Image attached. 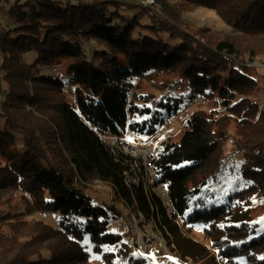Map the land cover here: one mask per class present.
<instances>
[{
    "label": "trees",
    "instance_id": "obj_1",
    "mask_svg": "<svg viewBox=\"0 0 264 264\" xmlns=\"http://www.w3.org/2000/svg\"><path fill=\"white\" fill-rule=\"evenodd\" d=\"M182 1L215 11L244 50L188 38L166 0H0L13 21L0 26V264H145L128 231L108 230L122 209L171 245L199 230L218 264H264V109L251 75L264 68V0ZM61 63L64 79L50 75ZM157 81L166 94L151 109L135 88ZM198 99L222 109L193 111L154 158L168 213L134 159L101 135L155 133ZM100 188L109 200L95 199ZM35 213L58 215L59 226L28 219Z\"/></svg>",
    "mask_w": 264,
    "mask_h": 264
},
{
    "label": "rangeland",
    "instance_id": "obj_2",
    "mask_svg": "<svg viewBox=\"0 0 264 264\" xmlns=\"http://www.w3.org/2000/svg\"><path fill=\"white\" fill-rule=\"evenodd\" d=\"M127 1L137 3L138 0ZM166 1L169 4L170 10V17L168 18H174V21H176V23L181 27L182 31L186 34L188 38L193 35L195 39L201 42H218L221 40H226L228 42H237L240 45L239 48L241 50H244V45H246L245 38L235 32H232V30L216 15L215 11L205 7H193L182 0ZM143 4L145 7H148L152 10H155L156 8L152 1H145L143 2ZM6 10L7 9L4 8L2 9V12H0V26L5 27L6 25L8 27H12L13 21H10V15L8 14V12L10 13L11 11L7 12L8 17H6ZM260 42H262V40L257 39L253 43L258 44ZM34 57L35 55L33 53L28 54L26 56L27 62H31ZM66 66L67 65L65 63H61L55 66L51 69L50 75L59 76L60 78L64 79ZM250 66L256 67L258 66V63L251 62ZM262 67L263 66L260 65V68L258 70H251V75L254 76L258 82L256 88L257 97L255 96L254 100L256 101L260 109H264V68ZM160 78L161 80H169L170 76L161 75ZM161 89L162 88L158 86V81L156 83L143 82L141 88H135V92H139L140 95H144L143 98L146 99V103H144L145 106L152 109L155 107L160 96L162 94H166L165 91H160ZM67 97L69 102L71 103L72 97L69 93L67 94ZM183 105L184 110L180 112L177 116L167 120L157 129L155 133L147 134V128L143 129V131L141 132L131 131L127 128L121 137H112V139L127 143L128 145L137 148H145L149 150L152 155H156L164 142H179L186 118L193 111L197 109H211L220 112V110L222 109L219 102L216 100L214 101L212 99H208L205 101L198 99L197 101H191L186 104L183 103ZM232 125H234V121H232ZM232 130L233 128H231V131ZM101 139L107 142L111 139V137L101 135ZM104 189L100 188L99 194L95 199H104L106 201L109 200V195L104 191ZM3 196L5 202L9 204L12 210L23 209L22 203L19 200V196L12 193L10 190L5 191ZM122 217L123 219H110L108 224V230L113 234L120 235L128 231L129 233L125 239L129 242L131 246H133L132 237L135 235L136 223L138 225L136 227L141 231H150L148 228L144 227V221H140L141 223H138L135 217L132 218V215L130 217V221L128 219L129 213L126 209H122ZM59 218L60 217L58 215L52 213H35L33 215V218L28 217V219L30 220L35 219L46 221L49 225L53 227L59 226ZM152 229L156 232L154 228ZM180 233L181 238H179V240L176 241L174 245H171V243L174 242L173 239L163 238L158 235L159 233L157 234L156 232L157 239L154 238L155 242L153 243V245L147 250L146 253L142 255L138 254V256L145 260V264H202L203 262H205L206 264H218V262H215L214 258L210 257L212 253L217 254V252H215L214 249H211L209 245L205 244V239L203 238V236H201L199 230L186 231L182 229ZM159 242L162 244V247L157 245L159 244ZM201 246H205V249H207L208 251L205 252L203 251V249L201 251ZM196 253L199 254L195 256ZM219 264L223 263L220 262Z\"/></svg>",
    "mask_w": 264,
    "mask_h": 264
},
{
    "label": "built area",
    "instance_id": "obj_3",
    "mask_svg": "<svg viewBox=\"0 0 264 264\" xmlns=\"http://www.w3.org/2000/svg\"><path fill=\"white\" fill-rule=\"evenodd\" d=\"M259 65V64H258ZM111 151L117 152V154H122L125 156H128L130 158L134 159V167L139 169H142V181H143V186L145 189H149L160 198L161 203L163 204L164 208L168 213L171 211V205L167 197V190L160 179L159 175L154 171V158L155 155H152L149 150L145 148H137L131 145H128L127 143L120 142L115 139H110L108 142L105 144ZM139 171V170H138ZM133 182H137L138 178L137 177H131ZM141 180H139L140 182ZM109 189V188H106ZM139 218L140 221L142 222V217L140 214ZM134 216L132 215V218ZM138 219V218H137ZM139 221V222H140ZM140 222V223H141ZM145 224L144 227L148 228L150 231L143 230L141 231L138 229L136 226L137 223L135 224V235H134V242H133V247L136 250V252L140 255L144 254L147 252V250L153 245L154 238L157 239L155 231L152 229L154 228V223L152 221H146L144 220ZM158 246L162 247V244L159 242L157 244ZM164 248V247H163Z\"/></svg>",
    "mask_w": 264,
    "mask_h": 264
}]
</instances>
